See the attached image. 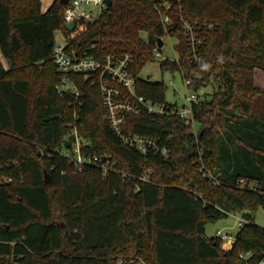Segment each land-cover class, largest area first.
I'll list each match as a JSON object with an SVG mask.
<instances>
[{
	"label": "trees",
	"instance_id": "obj_1",
	"mask_svg": "<svg viewBox=\"0 0 264 264\" xmlns=\"http://www.w3.org/2000/svg\"><path fill=\"white\" fill-rule=\"evenodd\" d=\"M106 1L75 48L99 58L129 54L136 93L169 104L163 81L139 76L166 35L158 10L147 0ZM64 7L53 0L43 12L41 0H0V264L261 259L264 227L251 212L264 206V108L253 100L263 94L254 74L264 70V0H183L181 11L173 9L169 34L178 39V58L162 59L161 68L189 78L195 90L216 87L192 103L191 123L146 110L126 115L124 132L157 138L169 147L166 157L143 155L117 138L104 118L97 73L70 75L78 94L58 91L51 56ZM182 17L215 23L199 30L202 64L187 52ZM73 128L88 141L84 155L105 156L106 177L101 163L79 169L59 152L73 148ZM243 178L255 188L241 186ZM237 212H247L246 222L224 249L206 227Z\"/></svg>",
	"mask_w": 264,
	"mask_h": 264
},
{
	"label": "built area",
	"instance_id": "obj_2",
	"mask_svg": "<svg viewBox=\"0 0 264 264\" xmlns=\"http://www.w3.org/2000/svg\"><path fill=\"white\" fill-rule=\"evenodd\" d=\"M158 10L161 21L165 27L166 35L164 39L171 37L169 29L173 23V9L182 10L183 0H147ZM108 9L106 0H69L63 9L64 24L61 29V40L55 42L52 61L61 74V83L57 85L58 91H69L78 94V89L70 78L71 74H82L86 79L98 74L100 78V90L105 107L104 118L107 120L111 130L117 138L126 146L136 149L143 155L160 154L164 157L169 154V147L159 143L157 138L140 135L137 133L124 132L126 115L129 113L139 114L146 110L149 113L178 114L187 123L193 122L192 103L199 98L198 90H193L186 95V103L182 106L177 104H161L152 101L135 91L136 76L131 70L132 57L129 54H106L102 58L89 54L87 51L79 52L74 46L75 38L84 32L90 25L94 24L101 15ZM74 22L75 27L69 31L65 28L67 22ZM183 37L185 38L187 52L194 64H202L204 58L201 55V48L204 41L199 36V30H210L215 27V23L207 21L192 22L184 17L179 23ZM173 37V36H172ZM176 38V37H175ZM177 39V38H176ZM178 42V39H177ZM176 42V43H177ZM175 43V44H176ZM162 45V46H163ZM155 58H162L161 47L157 45L154 49ZM178 58V57H177ZM175 58V59H177ZM165 59V58H164ZM171 59V58H169ZM173 60V59H171ZM183 78V77H182ZM186 88H190L191 80L183 78ZM71 135L74 137L73 148L59 147V152L69 161L82 169L86 164H100L103 176L106 177L108 167L104 164L105 156H87L81 151L82 145H87L88 141L83 139L76 128L72 129ZM11 178L8 179L10 181ZM239 184L243 187L255 188V183L247 179H240ZM237 219L238 230L235 234L226 229H217L213 237L224 242L223 248L229 249L236 240L237 232L245 224L246 219L241 212L230 213ZM263 256L256 262L247 261L246 264H264ZM252 253H242L240 256L248 260ZM131 264H146L141 258H133ZM118 264H125L124 260H119Z\"/></svg>",
	"mask_w": 264,
	"mask_h": 264
},
{
	"label": "rangeland",
	"instance_id": "obj_3",
	"mask_svg": "<svg viewBox=\"0 0 264 264\" xmlns=\"http://www.w3.org/2000/svg\"><path fill=\"white\" fill-rule=\"evenodd\" d=\"M43 4L47 3L46 0H42ZM62 33L60 30H56L55 37L56 40H61ZM177 39L175 37H167L164 39V45L161 47L162 58H156L154 62L146 64L143 69L140 71L139 76L143 79L150 81H163L165 84V98L168 103L177 104L182 106L186 103V95L191 94L193 90L191 88H186L184 80L179 72H172L171 70L162 69L160 66V61L164 58L175 59L178 57V51L175 47ZM6 67L8 63L5 62ZM255 87L259 88L263 94L257 95L254 100V107L257 110H263L264 108V70L256 69L254 74ZM215 85L211 84L204 88L198 90L200 98L211 97ZM208 94V95H206ZM73 115L76 116L77 108L76 104L72 105ZM42 155V152H39ZM51 177V176H50ZM253 221L255 224L264 227V206H259L255 211L251 212ZM237 219L235 216L229 214L225 218H221L210 222L206 227V232L208 235H213L217 229H226L227 231L236 233L238 227L236 225ZM222 246L225 245L224 242H221ZM226 249V248H224Z\"/></svg>",
	"mask_w": 264,
	"mask_h": 264
},
{
	"label": "water",
	"instance_id": "obj_4",
	"mask_svg": "<svg viewBox=\"0 0 264 264\" xmlns=\"http://www.w3.org/2000/svg\"><path fill=\"white\" fill-rule=\"evenodd\" d=\"M60 1H61L63 4H66V3H68L69 0H60ZM74 27H75V24H74V22H72V21L67 22V23L65 24V28H66L67 30H69V31L73 30ZM162 45H163V40L160 38V39L158 40V46H159V47H162ZM45 180H46L47 182L51 180V177H50V174H49V173H45ZM242 216H243L245 219H247V212H243V213H242ZM216 243H217V242H215V244H216Z\"/></svg>",
	"mask_w": 264,
	"mask_h": 264
},
{
	"label": "crops",
	"instance_id": "obj_5",
	"mask_svg": "<svg viewBox=\"0 0 264 264\" xmlns=\"http://www.w3.org/2000/svg\"><path fill=\"white\" fill-rule=\"evenodd\" d=\"M47 3L43 4L42 0H41V3H42V11H46L48 9V7L51 5V3L53 2V0H46ZM254 84L256 85L255 83V80H254ZM257 86V85H256ZM208 95V94H206Z\"/></svg>",
	"mask_w": 264,
	"mask_h": 264
}]
</instances>
